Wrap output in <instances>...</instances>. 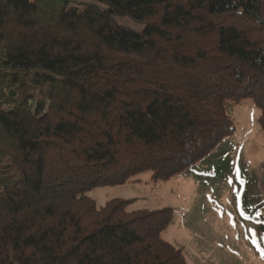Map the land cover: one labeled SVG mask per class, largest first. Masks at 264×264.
Returning a JSON list of instances; mask_svg holds the SVG:
<instances>
[{
	"label": "trees",
	"instance_id": "trees-1",
	"mask_svg": "<svg viewBox=\"0 0 264 264\" xmlns=\"http://www.w3.org/2000/svg\"><path fill=\"white\" fill-rule=\"evenodd\" d=\"M248 98L264 131V0H0V264H189L171 208L88 191L185 173Z\"/></svg>",
	"mask_w": 264,
	"mask_h": 264
},
{
	"label": "rangeland",
	"instance_id": "rangeland-1",
	"mask_svg": "<svg viewBox=\"0 0 264 264\" xmlns=\"http://www.w3.org/2000/svg\"><path fill=\"white\" fill-rule=\"evenodd\" d=\"M227 110L234 133L185 173L155 181L147 170L120 185L94 187L89 196L98 206L118 197L130 200L129 209L171 208L162 235L189 264H264L261 111L250 98L227 102Z\"/></svg>",
	"mask_w": 264,
	"mask_h": 264
},
{
	"label": "snow or ice",
	"instance_id": "snow-or-ice-1",
	"mask_svg": "<svg viewBox=\"0 0 264 264\" xmlns=\"http://www.w3.org/2000/svg\"><path fill=\"white\" fill-rule=\"evenodd\" d=\"M231 182V181H230Z\"/></svg>",
	"mask_w": 264,
	"mask_h": 264
}]
</instances>
